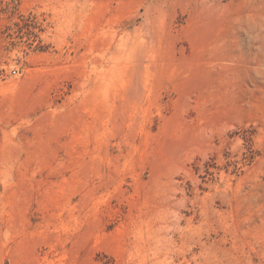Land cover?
Listing matches in <instances>:
<instances>
[{
    "label": "rangeland",
    "instance_id": "374dc122",
    "mask_svg": "<svg viewBox=\"0 0 264 264\" xmlns=\"http://www.w3.org/2000/svg\"><path fill=\"white\" fill-rule=\"evenodd\" d=\"M0 264H264V0H0Z\"/></svg>",
    "mask_w": 264,
    "mask_h": 264
}]
</instances>
